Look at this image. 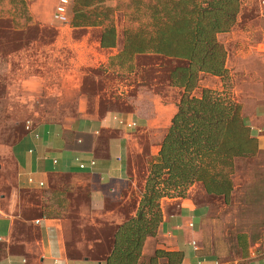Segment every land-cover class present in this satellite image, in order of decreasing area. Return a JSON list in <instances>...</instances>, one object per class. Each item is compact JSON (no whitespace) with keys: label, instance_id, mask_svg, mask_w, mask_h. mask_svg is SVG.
Masks as SVG:
<instances>
[{"label":"crops","instance_id":"0c3cea01","mask_svg":"<svg viewBox=\"0 0 264 264\" xmlns=\"http://www.w3.org/2000/svg\"><path fill=\"white\" fill-rule=\"evenodd\" d=\"M24 1L27 12L18 13L21 16L17 18L7 12L17 5L16 0H0V45L15 43L8 57H44L55 60L56 65L45 69V75L38 67L27 80L18 71L14 79L19 85L23 82L59 95L56 102L75 104V112L49 117L56 121L35 125L12 145L16 180L24 187L40 188L38 183L48 184L52 174L82 178L92 222L97 226V221H103L112 231L107 236L90 235L83 244L80 238L72 237L81 232L70 229V218L64 214L42 212L36 220L25 219L1 205L0 264H105L115 231L136 214L144 191L150 164L146 161L144 171L139 172L133 156L144 153L149 143L146 158L153 162L157 157L184 92V84L178 80L188 60L153 52L127 55L126 31L136 28L128 27L126 18L117 16L101 25L80 27H73L70 19L67 24L52 19L53 34L48 37L42 33L40 40L31 36L27 41L24 32L28 29L43 32L51 26L37 12L44 0ZM110 26L115 44L103 47L102 35ZM216 37L227 52L225 68L233 100L241 106L242 121L258 151H264V0H242L234 26ZM205 88L223 91L224 82L220 76L200 73L192 95L200 97ZM70 139L76 147L70 145ZM155 142L156 148L152 146ZM79 162L85 168H80ZM28 177L33 178V184H28ZM199 191L207 198H221L208 194L202 183L196 182L184 197L161 200L162 221L154 237L146 238L139 264H147L156 250L181 252L180 264H264V234L257 239L241 233L234 240L235 246L225 250L214 241L210 246L205 244L203 222L212 205L210 199L196 201ZM10 198L12 201L15 196Z\"/></svg>","mask_w":264,"mask_h":264},{"label":"trees","instance_id":"16d2710c","mask_svg":"<svg viewBox=\"0 0 264 264\" xmlns=\"http://www.w3.org/2000/svg\"><path fill=\"white\" fill-rule=\"evenodd\" d=\"M73 1V27L101 25L112 20L107 17L110 7L105 6L104 0ZM157 2L160 10L153 20L154 30L128 29L125 52L130 56L153 52L187 59L188 65L182 67L178 80L184 84V92L158 155L150 164L136 214L115 231L113 248L105 264H139L146 238L154 237L162 221V198L184 197L188 187L201 182L208 194L222 195L227 202L232 190L234 159L258 152L256 140L242 121L241 106L224 92L229 87L227 52L216 37L230 31L236 23L240 0ZM87 10L90 16L86 15ZM108 28L106 35H102L103 47L115 44L114 28ZM200 73L220 76L224 90L205 88L200 97L192 95ZM175 192L177 195L173 196ZM182 258L179 251L156 250L147 264H180Z\"/></svg>","mask_w":264,"mask_h":264},{"label":"rangeland","instance_id":"374dc122","mask_svg":"<svg viewBox=\"0 0 264 264\" xmlns=\"http://www.w3.org/2000/svg\"><path fill=\"white\" fill-rule=\"evenodd\" d=\"M194 1L200 3L204 0ZM57 2L58 0H44L42 5H38V14L42 17V21L49 23L51 28H45L43 32H39L42 30H35L34 28L28 29L29 31L24 32L27 41L28 37L31 36L40 40L42 33L47 34L46 36L49 37L50 34L55 32V27L52 26L54 24L51 22L52 13ZM103 2L106 7H110L107 16L109 19L115 16L124 17L128 21V27H135L136 29L145 27L148 31L154 30L153 22L160 10V4L157 0H104ZM241 3L242 0H240ZM16 4L7 12L18 18L21 16L18 13H26L27 7L24 0H16ZM74 4L73 1L69 11L71 22L74 14L73 10H75ZM86 13L90 16L89 10ZM160 17H162L161 14H159ZM13 44L15 43L11 41L0 45L2 47L0 49V206L2 205L1 207L11 214L16 213L19 218L25 219L33 218L36 220L42 212L64 214L65 217L70 218V229L74 233L78 230L81 232V234L72 237L74 239L80 238L83 244L90 235L107 236L112 231L111 227L103 221H97L96 226L91 220V204L82 178L72 177L68 174H52L49 177L48 184H44L40 188L24 187L16 180L17 168L11 154L12 145L35 125L56 121L49 117H66L74 114L75 104L56 102L60 96L51 95L52 93L47 94L45 88L38 89L39 86H35V88L32 85H29V87L28 84L23 82L19 85L17 79H14L19 75L18 71L27 80L35 74L33 70L40 66L39 69L43 72L45 69L50 70L55 67L56 62L55 60L51 61V59L47 60L44 57L30 59L27 55L8 57L7 54L9 50H12L13 47L11 46ZM68 49H70L69 46ZM169 65L172 69V63ZM2 68H4L3 72H1ZM43 75H45V72ZM226 86L229 87H226L227 89L224 92L233 99L230 90L231 83L228 79H226ZM70 136L72 135L70 134ZM105 137H100V139L102 140ZM71 139L70 145L76 147L75 141H71ZM152 146L156 148L158 144L155 142ZM148 149L149 143L144 153L138 152L133 156L139 172L144 171L146 161L149 164L152 163L150 157L146 158ZM230 178L232 180V190L227 202L222 195H214L221 196V198H207L200 191L195 193L197 202L203 203L210 199L212 205L211 214L203 222V240L208 246H210L211 241H214L223 250L233 248L236 236L241 233L246 232L251 238L257 237V239L264 234V151H256V154L250 157H237L234 159V170ZM12 194L15 198L11 201ZM174 195H177V192ZM17 197H19L21 204L18 202ZM80 211L82 213L78 216ZM23 223L26 222L23 221ZM23 223L20 225H23ZM94 250H98V248L96 247Z\"/></svg>","mask_w":264,"mask_h":264},{"label":"built area","instance_id":"2783aa9c","mask_svg":"<svg viewBox=\"0 0 264 264\" xmlns=\"http://www.w3.org/2000/svg\"><path fill=\"white\" fill-rule=\"evenodd\" d=\"M71 3H72V0H58L57 5H56V7L52 13L53 21H55L57 23H61V24H67L69 22V19H70L69 11H70V7H71ZM132 125H134V123L133 124H127L128 127H130ZM76 160H79V159L76 158ZM54 163H56V160H54ZM90 164L94 165L95 161L91 160ZM79 167L85 168V164L82 162H79ZM27 182H28V184H33L34 180L32 177H28ZM43 184L44 183L40 181L38 183V187H42ZM189 225L192 226L193 224L190 223ZM191 244L195 250L198 249V245L196 244L195 241H192ZM202 261H204V260H202Z\"/></svg>","mask_w":264,"mask_h":264}]
</instances>
